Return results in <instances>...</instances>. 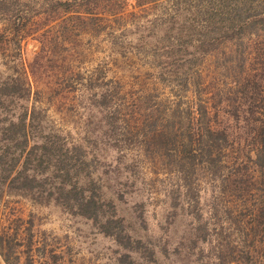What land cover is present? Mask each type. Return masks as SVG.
Segmentation results:
<instances>
[{
	"label": "rangeland",
	"instance_id": "374dc122",
	"mask_svg": "<svg viewBox=\"0 0 264 264\" xmlns=\"http://www.w3.org/2000/svg\"><path fill=\"white\" fill-rule=\"evenodd\" d=\"M262 16L264 0H0L6 264H211L181 183L149 159L143 140L170 105L185 104L179 79L198 71L219 84L217 62ZM105 86L115 92L102 105ZM118 107L124 117L111 114ZM211 120L247 143L222 107ZM193 176L209 203L203 175ZM84 196L93 202L82 213ZM227 226L220 236H238Z\"/></svg>",
	"mask_w": 264,
	"mask_h": 264
},
{
	"label": "trees",
	"instance_id": "16d2710c",
	"mask_svg": "<svg viewBox=\"0 0 264 264\" xmlns=\"http://www.w3.org/2000/svg\"><path fill=\"white\" fill-rule=\"evenodd\" d=\"M248 21L245 24L254 29L243 36L245 42L234 43L226 59L217 62L225 78L216 85L211 75L198 71L180 78L179 87L189 91L185 104L178 100L170 105L159 128L143 135L151 138L143 140L149 159L161 160L170 178L181 183L185 209L195 221L193 236L207 244L211 264H264V16ZM237 31L235 37L240 39L242 28ZM104 89L102 105L115 92L111 86ZM219 106L242 122L247 143L236 142L224 128L212 126ZM115 109L111 114L124 117L123 108ZM163 136L167 142L157 145L156 140ZM196 171L210 191L209 203L199 194V178L191 179ZM222 197L229 200L223 208ZM92 202L90 196H84L77 205L85 213ZM203 211L207 218H202ZM222 213V221H216L215 216ZM223 223L238 236H220ZM210 230L214 236L207 233ZM0 255L6 264L7 257L2 251Z\"/></svg>",
	"mask_w": 264,
	"mask_h": 264
}]
</instances>
